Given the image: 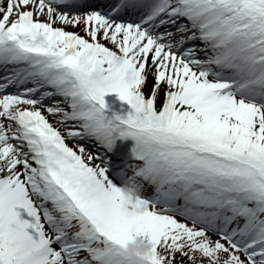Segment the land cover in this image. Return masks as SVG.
<instances>
[{
  "label": "snow or ice",
  "instance_id": "1",
  "mask_svg": "<svg viewBox=\"0 0 264 264\" xmlns=\"http://www.w3.org/2000/svg\"><path fill=\"white\" fill-rule=\"evenodd\" d=\"M135 235L264 264V0H0V264H135Z\"/></svg>",
  "mask_w": 264,
  "mask_h": 264
},
{
  "label": "clouds",
  "instance_id": "2",
  "mask_svg": "<svg viewBox=\"0 0 264 264\" xmlns=\"http://www.w3.org/2000/svg\"><path fill=\"white\" fill-rule=\"evenodd\" d=\"M122 188L129 206L134 205L140 199V189L136 185L126 183L122 185ZM125 251L135 261V264H146L148 257L152 254L153 244L149 238L135 235L127 241Z\"/></svg>",
  "mask_w": 264,
  "mask_h": 264
}]
</instances>
